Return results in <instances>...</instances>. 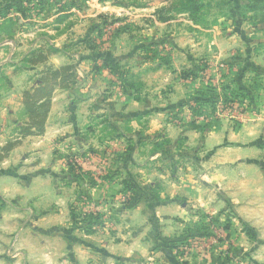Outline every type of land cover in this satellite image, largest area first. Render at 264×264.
Instances as JSON below:
<instances>
[{"label": "rangeland", "instance_id": "374dc122", "mask_svg": "<svg viewBox=\"0 0 264 264\" xmlns=\"http://www.w3.org/2000/svg\"><path fill=\"white\" fill-rule=\"evenodd\" d=\"M144 220L120 264H264V0H0V264L20 233L133 244Z\"/></svg>", "mask_w": 264, "mask_h": 264}, {"label": "crops", "instance_id": "0c3cea01", "mask_svg": "<svg viewBox=\"0 0 264 264\" xmlns=\"http://www.w3.org/2000/svg\"><path fill=\"white\" fill-rule=\"evenodd\" d=\"M240 172L245 176V170L240 169ZM212 180L215 181L216 179L214 178ZM201 182L208 183L209 181L208 179H201ZM220 182L223 181L220 179L219 183ZM148 209L150 210L151 208ZM169 209V206L160 207L159 211H156V214H160V210L166 211ZM151 211H153V209ZM168 218L167 215L160 216V220L158 219L159 225H161V227L169 225L170 222ZM137 225H140L136 232L137 235L134 232L128 234L129 242L131 240L133 244H128L125 241H118L116 244L105 245L104 243L99 245V243H91L87 239L79 237L77 239H70L68 236H64V239H61L60 237H56L55 231L50 233L48 238L47 236L39 234L38 230L32 232L30 236L27 235L29 236L27 238L21 236L20 233V242L18 243H20L19 248H22V251L18 252L20 255L17 256L18 259L15 261L16 263L20 262V264H113V262L118 261V257H125L128 259V255L133 253H138L143 257L148 254L149 247L151 248V246H153L151 242H156L155 240L157 237H154L151 232L146 235L145 232L148 225L146 220H144L143 223H137ZM1 232L4 234L5 230ZM189 232L192 235L190 239L195 237V231L189 230ZM143 233L147 238L143 237ZM174 233L169 234L164 232L163 234L168 236L167 238H173ZM60 242H62L61 245L59 244ZM192 247L195 248V242ZM193 251L195 252V249ZM61 255H63V257H61Z\"/></svg>", "mask_w": 264, "mask_h": 264}, {"label": "trees", "instance_id": "16d2710c", "mask_svg": "<svg viewBox=\"0 0 264 264\" xmlns=\"http://www.w3.org/2000/svg\"><path fill=\"white\" fill-rule=\"evenodd\" d=\"M191 1L194 3L195 0ZM44 58L39 54L33 62L42 61ZM75 76V71L71 65L47 69L43 72L37 86L23 92L22 104L26 121L20 128L22 135L40 134L44 131L53 92L56 88L67 86L74 80ZM5 150H8V148H5ZM116 264H120V262L116 261Z\"/></svg>", "mask_w": 264, "mask_h": 264}]
</instances>
